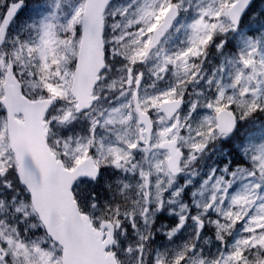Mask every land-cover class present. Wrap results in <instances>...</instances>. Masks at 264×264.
<instances>
[{"label":"rangeland","instance_id":"1","mask_svg":"<svg viewBox=\"0 0 264 264\" xmlns=\"http://www.w3.org/2000/svg\"><path fill=\"white\" fill-rule=\"evenodd\" d=\"M237 1L117 0L107 10L108 68L96 91L101 99L90 113L80 117L85 131L99 136L95 142H99L97 152L100 163L106 167L105 174L110 170L115 172V179L121 178L123 184L116 186L117 192L127 199L137 192L142 201L135 204L133 211H124L122 215L142 224L137 227L135 241L118 242L124 264H152L149 244L155 210L151 206L158 209L168 192L177 208L174 214L179 218L178 225L185 220L188 224L184 232L190 234L193 255L189 254L192 259L185 264H264V139L243 146L244 152H249L246 161L256 171L239 170L235 166L227 178L209 175L201 182L202 186H194L197 191L190 192L191 201L185 202L184 196V189L191 187L198 176L192 167L198 161H206L213 152L211 143L220 139L216 132L217 112L229 107L243 120L254 108L264 110V38L254 40L242 32L238 50L226 55L222 66L215 65L218 68L215 76L209 78L208 71L199 72L201 56L210 38L222 35L224 40L231 38L233 26L227 12ZM27 2L28 16L13 30L12 45L10 40L5 49L0 48V98L4 75L12 59L7 50L11 46L12 60L24 79L25 95L41 94L42 98L49 92L52 95L49 98L57 99L56 113L47 124L54 133L52 149L61 159L64 157L67 167L73 168L86 158L93 143L91 133L83 145L79 138L60 137L71 133L74 124V119L67 121L65 116L74 115L76 107L70 94L75 72L72 61L77 56L74 40L80 26L76 24L82 22L85 0ZM172 4L180 8V20L162 46L145 59L152 33ZM60 24L69 31L73 43L67 37L60 41ZM195 66L199 68L193 73ZM130 75L132 86H128ZM140 78L143 106L154 111L159 129L150 152L139 143L140 129L133 107L135 84ZM195 82L204 88L198 89ZM210 86L216 88L213 99ZM188 92L191 96L181 128L174 130V122L164 120L158 107L162 101ZM6 134L3 122L0 124V264H62L60 248L45 235L27 239L17 228L18 223L27 221L30 207L26 190L14 177L8 179L10 169L16 164ZM177 138L179 147L188 156L182 186L179 178L168 174L167 154L160 149L165 140ZM136 154L140 155L139 160ZM140 176L142 186L135 189L134 179ZM93 192L94 186L90 188L88 182L75 189L83 211L100 222L101 217L96 215L100 209L93 203L100 196L92 195ZM178 231L172 232L178 234ZM177 236L167 237L174 243L153 254L154 264L184 262L187 244L185 240L175 243ZM170 249L175 253L170 254Z\"/></svg>","mask_w":264,"mask_h":264},{"label":"water","instance_id":"2","mask_svg":"<svg viewBox=\"0 0 264 264\" xmlns=\"http://www.w3.org/2000/svg\"><path fill=\"white\" fill-rule=\"evenodd\" d=\"M113 0H87L83 41L75 70L72 95L78 102L77 113L88 111L97 98L94 90L101 80V73L106 68L103 42L104 13ZM254 0H240L229 11V18L236 29ZM23 3L12 5L7 11L0 28V46L3 45L8 28L22 10ZM178 17L177 9L167 14L164 24L156 31L150 51L163 39ZM5 98L1 104L9 117V136L12 151L17 161V174L21 184L30 194L32 206L43 224L46 234L63 250L62 264H118L112 253H107L114 244V227L103 222L101 230L94 228L91 220L82 215L73 195V187L82 178L97 179L99 169L89 159L74 170L65 168L63 161L51 153L47 146L44 116L52 102L29 101L22 94V85L14 75L10 65L4 83ZM181 108L178 101L165 102L161 112L171 119ZM140 122L147 127V134L152 133V124L147 114L137 108ZM16 115H22L23 121H17ZM218 131L221 135L232 134L237 127V118L224 110L218 114ZM173 144V143H172ZM169 148L172 158L170 171L179 174L182 153L175 151V145ZM107 230L106 239L102 231Z\"/></svg>","mask_w":264,"mask_h":264},{"label":"trees","instance_id":"3","mask_svg":"<svg viewBox=\"0 0 264 264\" xmlns=\"http://www.w3.org/2000/svg\"><path fill=\"white\" fill-rule=\"evenodd\" d=\"M16 0H0V21L4 15V12L8 5ZM25 13L23 18H27L28 16V10H29V4L27 5V8L25 9ZM252 14L247 15L243 21L242 25V31L247 32L250 29H262L264 25V0H257L255 6L252 9ZM26 16V17H25ZM252 30V31H253ZM225 37V36H224ZM231 39L234 41L233 43H230L229 40H226V47L222 48V50L217 51V46L215 42H211L210 48L207 50L208 53V60L206 62L207 68L212 69L213 63L216 61L217 63H221L223 61V58L226 55H230L232 53L233 44L235 42L237 43L239 40V34L238 33H232ZM11 45L13 43L12 37H11ZM8 46V45H7ZM6 46V47H7ZM10 52H12L11 46L7 49ZM12 55V53H11ZM18 70V69H17ZM0 107V118L3 117L4 112L1 110ZM264 139V110H260L259 108L252 109L247 117L239 122V127L237 132L226 139L220 138L216 140L214 143L211 144V148L214 150V152L209 156V160L206 162L204 161L203 164L200 163L199 165L202 166V168L207 169L208 171H211L212 168H216L217 173L219 175L224 174L227 175L230 173V170H233L234 167H243V166H250V162L246 161L245 152L243 149V146L248 143L252 142L253 144L258 143ZM229 171V172H227ZM15 178V167L11 168L8 179L9 178ZM16 180V179H15ZM9 199L7 198V201ZM27 200L29 202L30 207V215L28 216V219L25 223H18L17 228L19 229V232H23L25 238L27 239H33L40 237L42 235H45L44 229L41 226L39 220L34 216L31 205H30V198L27 195ZM104 213L103 217H108L107 214V206L104 205ZM108 210V209H107ZM163 217H161V221H158L157 225H160L163 223ZM189 236V234H187ZM184 234L178 237L177 242L184 241ZM159 242H154V245L157 244L159 247L165 248L168 245L171 244L172 241L166 238V236L162 233L158 237ZM123 242V241H122ZM153 250H155L154 247H152ZM188 252L185 257V261L187 262L191 258V255Z\"/></svg>","mask_w":264,"mask_h":264},{"label":"bare ground","instance_id":"4","mask_svg":"<svg viewBox=\"0 0 264 264\" xmlns=\"http://www.w3.org/2000/svg\"><path fill=\"white\" fill-rule=\"evenodd\" d=\"M246 19V18H245ZM238 130V129H237ZM237 132V131H236Z\"/></svg>","mask_w":264,"mask_h":264}]
</instances>
